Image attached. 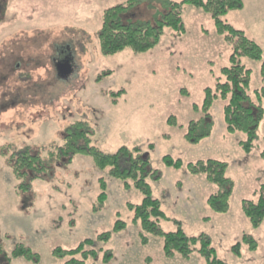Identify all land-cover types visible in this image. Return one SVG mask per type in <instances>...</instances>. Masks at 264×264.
<instances>
[{"label":"rangeland","instance_id":"1","mask_svg":"<svg viewBox=\"0 0 264 264\" xmlns=\"http://www.w3.org/2000/svg\"><path fill=\"white\" fill-rule=\"evenodd\" d=\"M127 1L0 0V247L11 255L24 244L40 255L39 264H63L66 259L53 255L56 248L76 249L87 239L113 231L122 220L127 229L108 243L97 242L98 259L91 263L103 264L106 251H111L115 256L110 264H207L197 249L189 259L180 255L168 259L162 237L152 236L143 246L141 227L133 222L128 203L139 205L144 195L125 189L92 158L77 156L72 164L55 160L49 164L48 153L63 144L65 129L83 121L93 129L100 151L139 149L160 173V180L148 178V183L168 217L161 224L165 232L178 230L176 220L188 236L208 235L227 264H264V223L255 229L242 212V202H257L264 186V120L253 152L246 154L240 146L246 135L227 132V102L217 99L213 135L199 144L185 138L189 123L203 116L206 90L215 92L222 69L230 65L231 45L209 14L185 6V35L167 30L160 45L146 54L126 49L105 56L99 42L104 12ZM243 2L242 10L230 11L222 19L264 51V0ZM165 13L163 1L144 0L125 19L155 22ZM65 62L70 73L62 75L59 65ZM243 64L252 72L250 94L255 98V91L264 87V56L262 61L244 58ZM108 72L112 74L98 83ZM172 117L177 124L170 123ZM27 146L48 161L49 169L36 180L31 175L27 180L33 181L31 190L24 192L18 189L7 156ZM165 156L181 160L183 167L168 168ZM209 159L230 165L228 177L235 189L226 214L214 212L207 203L218 187L204 175L188 171L189 163ZM101 178L107 183L108 198L96 214ZM244 234L257 241L255 252L242 242ZM238 243L241 257L232 251ZM3 264L34 263L19 258Z\"/></svg>","mask_w":264,"mask_h":264},{"label":"trees","instance_id":"2","mask_svg":"<svg viewBox=\"0 0 264 264\" xmlns=\"http://www.w3.org/2000/svg\"><path fill=\"white\" fill-rule=\"evenodd\" d=\"M143 1L129 0L125 4H118L104 12L99 33L101 53L105 56H112L130 49L135 54H146L160 45L167 30H172L179 36L186 34L187 30L183 19L185 6H192L209 14L214 20L218 33L224 35L226 41L231 45L232 55L230 65L221 71L222 76L218 79L215 92L210 89L206 90L202 105L203 116L198 121L189 123L185 138L192 144H199L213 135L215 121L212 108L217 99H222L227 102L224 107V122L227 132L230 134L244 133L246 140L241 141L240 146L246 154H251L264 120V87L255 91V98L251 96L252 72L243 64V59L262 61L264 51L256 40L222 19L230 11L242 10L244 8L243 0H183L180 3L161 0L166 7V13L155 22L127 21L126 15ZM111 74L112 72L105 73L97 79V82H101L103 78ZM262 74L264 76V64L262 65ZM113 102L116 103L117 100L113 99ZM170 123L177 124L176 119L172 117ZM48 154L49 164L53 160L64 161L65 165L72 164L77 156L90 157L99 170H107V174L122 182L125 189L135 188L141 191L144 195L142 203L139 205L128 203V208L134 213L133 222L141 227L139 239L143 246L150 244L152 236L162 237L164 239V254L168 259H173L176 255L189 259L197 249L200 255L206 259L207 264H227L217 256L208 235L188 236L181 223L176 220L175 223L178 225L176 232L167 233L163 230L162 221L167 220L168 217L162 209L161 202L153 197L148 183V178L160 180L161 175L157 170L151 168L150 160L143 156L139 149L131 150L122 147L113 154L104 153L94 145V131L89 123L78 121L65 129L63 144L56 146ZM7 157L15 177L19 181L18 189L20 191L29 192L33 181L28 183V178L33 175L30 179L36 180L49 169L48 161L46 163L45 159L34 153L29 146L13 152ZM163 163L168 168L174 169H180L184 165L181 160H175L171 156H165ZM229 168L230 165L227 162L213 159L188 164V171L191 175H204L208 182L218 187L217 192L212 194L207 201L208 206L216 213L226 214L231 209L235 184L228 177ZM100 188L101 193L93 207V212L96 214L102 212L107 203V183L104 178L100 179ZM242 212L249 219L253 228L258 229L262 226L264 223V186L260 189V198L257 202L249 200L242 202ZM127 227V222L118 220L113 231L101 234L97 240L87 239L73 250L56 248L53 255L59 259H66L63 264H94L91 261L98 259L96 243H108L114 234L125 231ZM242 242L252 252L258 249L257 241L250 235L244 234ZM241 250L242 243H238L232 248L237 257L242 256ZM114 256L111 251H106L103 264H110ZM19 258L34 264L40 263V255L24 244H18L11 255H7L0 247V264H3L4 260L11 263L13 259Z\"/></svg>","mask_w":264,"mask_h":264},{"label":"water","instance_id":"3","mask_svg":"<svg viewBox=\"0 0 264 264\" xmlns=\"http://www.w3.org/2000/svg\"><path fill=\"white\" fill-rule=\"evenodd\" d=\"M64 67H67V63L64 64ZM64 67L62 68L61 66H59V68H60V70H61V73L64 74V75H66V74L69 73V72H66V69H65Z\"/></svg>","mask_w":264,"mask_h":264},{"label":"flooded vegetation","instance_id":"4","mask_svg":"<svg viewBox=\"0 0 264 264\" xmlns=\"http://www.w3.org/2000/svg\"><path fill=\"white\" fill-rule=\"evenodd\" d=\"M59 66L62 68L64 67V63H61ZM66 69V72H70V67L67 65V67H64Z\"/></svg>","mask_w":264,"mask_h":264}]
</instances>
